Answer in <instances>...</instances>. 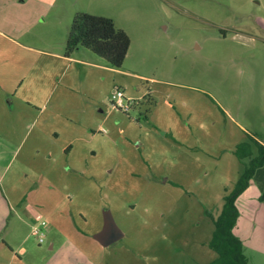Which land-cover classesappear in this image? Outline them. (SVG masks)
Instances as JSON below:
<instances>
[{"label":"rangeland","instance_id":"374dc122","mask_svg":"<svg viewBox=\"0 0 264 264\" xmlns=\"http://www.w3.org/2000/svg\"><path fill=\"white\" fill-rule=\"evenodd\" d=\"M77 13L126 33L119 69L65 57ZM259 18L264 0H0V144L17 149L0 165V264L212 262L211 217L246 164L233 153L264 139ZM106 210L123 237L102 248Z\"/></svg>","mask_w":264,"mask_h":264},{"label":"trees","instance_id":"16d2710c","mask_svg":"<svg viewBox=\"0 0 264 264\" xmlns=\"http://www.w3.org/2000/svg\"><path fill=\"white\" fill-rule=\"evenodd\" d=\"M129 39L126 33L115 27L112 20L91 16L87 13H77L68 28L64 55L70 57L79 49L102 58L110 68L119 69L127 53ZM254 146L258 152L253 156L251 148ZM243 164V170L238 177L232 191L223 197L221 212L216 218L211 217L213 231L208 247L215 254V259L208 264H248L242 242L233 234L238 219V210L235 206L236 198L248 187L256 172L264 165V147L251 137L246 143L237 146L233 153Z\"/></svg>","mask_w":264,"mask_h":264},{"label":"crops","instance_id":"0c3cea01","mask_svg":"<svg viewBox=\"0 0 264 264\" xmlns=\"http://www.w3.org/2000/svg\"><path fill=\"white\" fill-rule=\"evenodd\" d=\"M258 22L261 26L262 31H264V20L259 18ZM79 53L81 52L77 50L74 54ZM67 59L80 63L85 62L79 59H72L70 57H68ZM4 92H6L4 89H0V96H4L2 95V93ZM2 98L4 97L0 98V109H3ZM253 124L255 125V130L259 129L260 127V130L264 129V120L262 119L261 121L260 119L255 120ZM252 139L264 147V139L260 140L254 136L252 137ZM2 145L3 144L1 143L0 165H2L3 162L8 165V163L14 158L17 149L16 146L13 145L12 149H14V152H9L8 154L4 155V147ZM251 152L254 157L258 155V152L254 146H252ZM248 160V158L242 159L244 163H248ZM7 205L8 207L6 208L8 209L12 207L9 203ZM235 206L238 210V219L233 234L242 242L244 247V254L247 250L252 253L248 255L245 254V256L248 258L249 264H251L252 260L255 259L254 253L260 255V258L262 259L264 256V165L260 169H258L255 177H253L249 182V185L244 190V192L236 198ZM6 208L3 209L5 210Z\"/></svg>","mask_w":264,"mask_h":264},{"label":"water","instance_id":"95a60500","mask_svg":"<svg viewBox=\"0 0 264 264\" xmlns=\"http://www.w3.org/2000/svg\"><path fill=\"white\" fill-rule=\"evenodd\" d=\"M102 222V227L93 234L92 238L99 243L102 248H106L121 240L123 235L109 211L106 210L102 213Z\"/></svg>","mask_w":264,"mask_h":264},{"label":"built area","instance_id":"2783aa9c","mask_svg":"<svg viewBox=\"0 0 264 264\" xmlns=\"http://www.w3.org/2000/svg\"><path fill=\"white\" fill-rule=\"evenodd\" d=\"M111 101L115 108L127 112L130 107V102L127 101L124 97V92L120 89H115L111 95ZM45 226V222H41L37 226L32 227V235L37 239L39 243L43 242L44 234L42 233L41 228Z\"/></svg>","mask_w":264,"mask_h":264}]
</instances>
